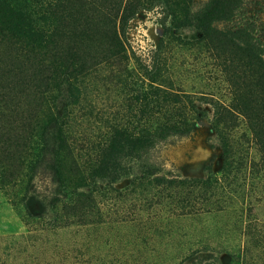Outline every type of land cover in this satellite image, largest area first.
<instances>
[{
  "label": "rangeland",
  "instance_id": "374dc122",
  "mask_svg": "<svg viewBox=\"0 0 264 264\" xmlns=\"http://www.w3.org/2000/svg\"><path fill=\"white\" fill-rule=\"evenodd\" d=\"M45 2L54 8L40 9ZM225 2L14 0L55 30L40 41L0 28L8 121L19 122L35 92L8 73L30 70L39 82L68 57L85 65L72 89L49 81L44 107L64 124L72 154L57 153L54 135L45 149L34 122L23 174L0 186V264H264L263 152L242 116L223 138L214 127V103L231 98L223 71L243 67L223 46L215 56L203 32L209 21L221 31L245 27L264 53V0H241L229 21L219 13ZM112 29L121 53L110 48ZM156 87L192 102L179 107ZM165 121L177 126L140 158L124 145L101 155L114 131H157ZM7 153L16 155L0 148Z\"/></svg>",
  "mask_w": 264,
  "mask_h": 264
},
{
  "label": "trees",
  "instance_id": "16d2710c",
  "mask_svg": "<svg viewBox=\"0 0 264 264\" xmlns=\"http://www.w3.org/2000/svg\"><path fill=\"white\" fill-rule=\"evenodd\" d=\"M240 3L241 0H226L219 12L223 19L231 20ZM53 5V3L45 2V5L41 6L40 9L52 10ZM30 13L25 7H19L14 3V0H0V28L11 25L19 32H28L33 39H40V41L52 37L55 29L34 24L29 18ZM111 22L113 23V21ZM122 22L123 15L121 16ZM113 24L115 28V23ZM212 24L211 21L207 22L203 31L206 38L213 40L212 52L217 56L220 46H223L237 57L243 67L233 73L225 71H223L224 74L222 73L225 81L230 86L231 98L228 105L219 102L214 103L215 130L222 137L226 131L229 132L237 127L238 118L242 116L246 121L248 130L254 137L256 145L264 155V53L261 45L254 38L252 32L245 27L239 28L237 31H221L213 27ZM110 35L111 37L108 40L110 48L118 53L123 52L125 44L118 31L112 29ZM84 65L83 58H78V56L68 57L61 67L52 71L49 67L44 69L42 74H45L47 70V79L44 77V79H41L43 81H39L40 83L34 82L36 74L30 70H28L29 73H8L13 76L12 81L14 84L19 85L22 89H32L35 92L32 93V98L30 96L25 102L27 105L26 110L20 111L18 115L19 122L8 121L3 109L0 107V148L6 151L13 148L16 151L14 157L9 153L4 157H0V186L11 184L23 174L29 151L32 149L34 122L36 124L39 121L41 124L45 149L48 150V140L54 135L57 144L54 147L57 153L66 151L64 156L72 154L71 144H69L70 139L64 130V124L58 121V116L49 111L44 112V107L48 105L50 99L52 100L49 96L51 92L49 81L54 78L58 82L55 87L59 85V82H62L67 84L69 89H72L77 77L82 74ZM2 76H4L3 73H0V77ZM154 90L163 94L165 98L172 99V103L179 107H185L186 104L192 102L189 96L169 93L159 87L154 88ZM4 99L5 96L1 92L0 106L4 105ZM176 126L177 124L171 126L165 121L161 124L162 128L157 131L142 130L134 132L121 128L114 131L112 136L108 137L104 145L100 147L101 155L111 154L112 147L124 145L135 157H141V153L150 150L167 137L165 133L167 128H175ZM50 128L52 130H49ZM117 170L118 167L115 165L111 167L101 166L97 172L101 174L110 172L109 174H111Z\"/></svg>",
  "mask_w": 264,
  "mask_h": 264
}]
</instances>
